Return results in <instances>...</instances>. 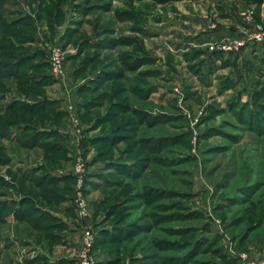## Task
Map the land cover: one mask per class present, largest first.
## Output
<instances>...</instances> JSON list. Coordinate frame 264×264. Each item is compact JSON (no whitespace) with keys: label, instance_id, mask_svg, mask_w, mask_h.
Returning a JSON list of instances; mask_svg holds the SVG:
<instances>
[{"label":"rangeland","instance_id":"374dc122","mask_svg":"<svg viewBox=\"0 0 264 264\" xmlns=\"http://www.w3.org/2000/svg\"><path fill=\"white\" fill-rule=\"evenodd\" d=\"M256 25L254 0H0V61L30 69L0 80V264H80L87 230L95 264L264 257V41L220 48ZM43 98L41 146L7 109Z\"/></svg>","mask_w":264,"mask_h":264},{"label":"trees","instance_id":"16d2710c","mask_svg":"<svg viewBox=\"0 0 264 264\" xmlns=\"http://www.w3.org/2000/svg\"><path fill=\"white\" fill-rule=\"evenodd\" d=\"M160 1L161 2H168L171 0H160ZM254 1H255V3H263L264 2V0H254ZM41 57H43V56H41ZM32 58H30L29 60L31 61ZM21 61H22V63H21ZM23 63H25L23 56H12L11 60H8L6 62L0 61V80H2L3 78L11 77V78H17V79L24 82L25 81L24 77L26 78V73H27L26 71L30 70V69L26 68ZM34 63L35 64H33V65H36L35 69L43 70L44 68L46 69L47 67H49V63L47 60L42 59L39 62H34ZM35 74H33L34 76H32L30 79V85H29L30 89L27 91V93H26L27 95H36V96L39 95L41 93V91L39 89L40 87H43V85L50 84L51 81H54V79H52V77L50 76L49 72L42 71V72H39L37 75H35ZM30 101H32V100H30ZM115 103H117V102H115ZM49 105H50V103H48L47 98L37 99V100L35 99L34 102H29L26 100L25 101H17L16 100L13 103H11V105L7 109L8 111H13L15 116L18 115L17 117H19L20 120L23 121V123H25L27 128L31 129L30 130L31 134H29L27 136L28 137L27 139L31 142L33 141L32 144H35V145L39 144V145L43 146V140H42L43 139V133L44 134L47 133V135L51 134V132H43V131H40L39 129H37L36 128L37 125L34 124L33 120H31V118H30V117H33L35 115L37 116V115H41L42 113H45L47 111ZM116 105L120 106V107H124L126 104L118 102V104H115V106ZM119 111L120 110L116 109V108L111 109L112 115H115V113H119ZM27 117H29V119H26ZM41 118L43 119V116H41ZM15 120H16V118L14 117L11 121H15ZM28 125L31 126L32 128L29 127ZM39 127H41V126H39ZM136 166H140V165L136 164L135 166H132V167H135V169H136ZM51 179H53V178H51ZM40 180H41V178H40ZM51 181H53V180H51ZM37 185L43 186V181H38ZM31 198L35 199L34 196L33 197L31 196ZM10 209H11V207L7 204L6 200H3L0 203V220L6 219ZM43 214L44 215L46 214L47 216L49 215L52 218L51 214H47V213H44L43 211L42 212L40 211V214L38 215L39 220L43 219ZM15 216L17 218L25 219V220H28V218H30V221L33 223V226L36 223V221L33 222V219H32L33 215H31V213L27 210L24 212H21V213H18L17 211H15ZM35 227L39 228V225L36 224ZM113 238H116V236L115 237L113 236ZM193 264H218V263L215 261H212V260H201V261L195 262Z\"/></svg>","mask_w":264,"mask_h":264},{"label":"built area","instance_id":"2783aa9c","mask_svg":"<svg viewBox=\"0 0 264 264\" xmlns=\"http://www.w3.org/2000/svg\"><path fill=\"white\" fill-rule=\"evenodd\" d=\"M244 18L247 21H252L253 16L251 12H244ZM247 41L254 42H263L264 41V28L261 25H256V28L253 30H243V35L236 38H231L226 41H223L220 45V48L226 51H232L240 49ZM63 57L61 49L58 47H54L51 52V56H49V62L52 68L53 74L56 76H62L63 74ZM81 181V177L79 179ZM77 200H80V203H84V199L82 197L81 190L77 191ZM80 205V204H79ZM81 208V206H80ZM84 211V209H82ZM94 235L90 230L86 231L84 243L85 247L81 254L80 264H95L93 256L91 254V247L93 246ZM244 264H264V257L260 259L246 258L244 255Z\"/></svg>","mask_w":264,"mask_h":264},{"label":"crops","instance_id":"0c3cea01","mask_svg":"<svg viewBox=\"0 0 264 264\" xmlns=\"http://www.w3.org/2000/svg\"><path fill=\"white\" fill-rule=\"evenodd\" d=\"M234 29H235V28H234ZM233 31H234V30H233ZM230 36H232V34H231ZM54 89H56V88H55L54 86H51V89H49V91H50V92H53V91L55 92Z\"/></svg>","mask_w":264,"mask_h":264}]
</instances>
